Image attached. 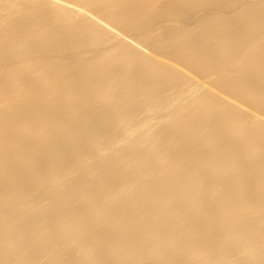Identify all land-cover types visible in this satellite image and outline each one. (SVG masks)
<instances>
[{
    "label": "bare ground",
    "instance_id": "obj_1",
    "mask_svg": "<svg viewBox=\"0 0 264 264\" xmlns=\"http://www.w3.org/2000/svg\"><path fill=\"white\" fill-rule=\"evenodd\" d=\"M245 1L0 0V264H264Z\"/></svg>",
    "mask_w": 264,
    "mask_h": 264
},
{
    "label": "rangeland",
    "instance_id": "obj_2",
    "mask_svg": "<svg viewBox=\"0 0 264 264\" xmlns=\"http://www.w3.org/2000/svg\"><path fill=\"white\" fill-rule=\"evenodd\" d=\"M245 1V0H244ZM251 1H254V0H246L245 2H251ZM199 9L200 8H197V11H198V13H197V11H196V8L195 9H193L194 10V12H193V15L191 14V19H189V22H190V24L191 23H194L195 22V25L196 24H198L201 20H199V18H200V16H201V14H199ZM205 11L207 12V9H205ZM204 11V12H205ZM202 14H204L203 13V11H202ZM193 17V18H192ZM195 17V18H194ZM201 18H203V17H201ZM178 19H182L181 17L180 18H178ZM193 20V21H192ZM181 22V21H180ZM182 23V22H181ZM194 25V24H193ZM192 26V25H191ZM169 32H172L171 30L169 31ZM190 74H192L191 72H190ZM198 79H200V78H198ZM201 80V79H200ZM199 80V81H200ZM205 81H202V83H204ZM199 83H201V82H199Z\"/></svg>",
    "mask_w": 264,
    "mask_h": 264
}]
</instances>
